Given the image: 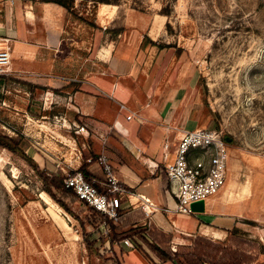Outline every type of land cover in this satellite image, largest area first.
I'll list each match as a JSON object with an SVG mask.
<instances>
[{"label":"rangeland","instance_id":"1","mask_svg":"<svg viewBox=\"0 0 264 264\" xmlns=\"http://www.w3.org/2000/svg\"><path fill=\"white\" fill-rule=\"evenodd\" d=\"M26 1L0 0V20L8 4ZM64 1L73 21L66 44L79 33L95 32L101 39L111 28L135 29L142 38L150 33L181 64L191 65L195 84L186 102L200 127L221 130L230 149L229 175L217 195L216 209L238 215L247 239H261L257 231L264 228V0ZM67 54L54 58L65 59ZM38 56L39 61L44 59ZM30 81L24 72H15L6 75L0 87V133L15 141L27 139L30 144L24 152L31 157L21 149L0 146V264H118L108 242L97 243L101 252L112 256L108 260L88 248L79 220L43 189L38 167L63 174L64 169H74L91 147L72 115L61 113L67 108L60 107L64 100L48 96L44 85ZM67 199L84 217V205ZM178 216L189 225L195 222L194 214ZM106 229L90 227L92 233L111 238ZM228 237L229 232L224 239L212 231L198 232L172 247L188 255L182 264H215L220 255L217 243ZM209 242L211 249L201 252ZM145 247L147 256L138 248L125 253V264L158 260ZM247 264H264V253Z\"/></svg>","mask_w":264,"mask_h":264},{"label":"crops","instance_id":"2","mask_svg":"<svg viewBox=\"0 0 264 264\" xmlns=\"http://www.w3.org/2000/svg\"><path fill=\"white\" fill-rule=\"evenodd\" d=\"M6 10L0 20V35L10 37L13 44L17 60L12 61V73L24 72L30 82L44 85L48 96L64 100L59 101L60 107L67 108L61 113L72 115L89 140L91 149L82 153L74 169L63 170L64 177L66 172L79 170L85 153H94L98 158H88V169L95 181L104 184L110 172L99 157L106 155L121 187L117 193L121 198L119 218L113 221L119 232L145 229L150 241L172 247L198 232L212 231L224 239L234 226L240 227L238 215L216 209L218 194L207 200L204 213H186L194 214L192 225L175 210L177 200L164 171L165 162L173 159L182 131L200 127L193 107L186 102L195 84L190 64H181L169 47L159 46L150 33L145 35L157 44L144 45L145 37L135 29L123 30L114 38L108 32L101 39L95 32L89 36L76 33L78 38L66 44L73 21L69 11L54 1L27 0L8 4ZM63 52L69 53L65 59L54 58ZM38 54L43 55L42 61ZM105 224L109 226L103 222L100 228H106ZM110 231L109 226L106 233ZM257 235L264 243V228ZM93 237L99 244L105 238L94 233ZM129 239L134 246L120 241L113 249L109 238L105 241L124 264V254L132 248L146 256L149 252L138 235ZM148 260L151 264L165 262Z\"/></svg>","mask_w":264,"mask_h":264},{"label":"built area","instance_id":"3","mask_svg":"<svg viewBox=\"0 0 264 264\" xmlns=\"http://www.w3.org/2000/svg\"><path fill=\"white\" fill-rule=\"evenodd\" d=\"M12 61V41L8 36H0V75L12 73ZM123 107L125 108V105ZM133 114L128 115V118ZM78 128L80 131L84 130L82 126ZM99 160L105 163L106 169L110 172L111 186L108 192H100L80 170L74 173L66 172L64 183L75 191L80 200L116 221L119 218L118 209L121 204V198L117 193L121 187L116 176L111 173L107 156L101 155ZM229 165L230 149L221 130L197 127L182 131L173 151V159L166 161L164 166L171 192L177 200L175 210L180 213H194L190 206L192 202L201 199L207 202L219 194L227 183ZM106 228L108 230L109 226L106 225ZM123 242L134 246L129 238Z\"/></svg>","mask_w":264,"mask_h":264},{"label":"trees","instance_id":"4","mask_svg":"<svg viewBox=\"0 0 264 264\" xmlns=\"http://www.w3.org/2000/svg\"><path fill=\"white\" fill-rule=\"evenodd\" d=\"M43 1H54L62 6H64L68 11L70 10L69 4L65 2L64 0H43ZM124 30L123 27L119 28H111L108 29L107 32H112L115 35L119 34ZM145 43L147 44H157L156 41L152 40L149 35L145 36ZM163 47V45L158 44ZM6 75H0V87L2 80L5 78ZM1 94V93H0ZM29 141L27 139H20V141H15L13 138L9 137L8 135L0 133V146L6 147L14 152L18 151L19 149L23 150L24 156L27 158L29 157L28 154H26L24 151L29 148ZM90 156H93V160L98 158V155L94 153H85L84 154V163L79 168L80 171L83 172L86 179L90 181L94 186L98 188L100 192H108L109 188L111 186V181L109 176L105 178V183L102 184L100 182H97L93 179V174L89 171L88 165L89 162L87 161ZM38 164V163H37ZM38 166V165H37ZM104 171L107 173V170L104 168ZM38 172L40 174V177L42 178L44 182L43 189L51 196L53 197L62 207H64L69 213L75 216L77 220H79L81 227H82V236L84 239V242L87 244V247L90 249H97L98 255L100 257H103L105 260H108L107 258H111L112 256L105 255L104 252H101L97 246V239L93 237L92 230H90V227H93V229L99 230L101 224L103 222L108 223V225L111 228L112 237H109L110 245L112 248L115 246L116 242L123 241L126 238L133 237L135 235H138L143 241L144 244L148 247V249L161 261H172L174 264H182V259L186 258L188 255L186 253H179L176 249L172 248L170 245L166 244H160L154 241H150L145 236V229L140 228H132L130 231H123L119 232L118 227L113 222L112 219H109L108 216L97 210L95 207L90 206L87 202L80 200L78 195L75 193L74 190L71 188H68L64 183V175L62 173H52L49 171H42L38 167ZM75 171H72L71 173H74ZM108 174V173H107ZM67 198H70L74 201H80L84 205V209L82 210V213L84 214V217H82L81 213H76L72 210L70 202ZM89 226V227H88ZM243 230L239 226H234L229 231V237L226 241H219L217 244L219 246L218 252H219V260L215 262V264H247L251 263L254 260L258 259V255H261L264 253V243L261 241V239H247L244 234ZM108 238L101 239V245H105V241ZM210 244V242H209ZM196 245V243H195ZM253 247H257L259 249L258 252L257 249H253ZM196 249V247H195ZM211 249V244L208 245V248H205L203 245L199 250L201 252L205 250ZM216 251V248H215ZM215 254H217L215 252ZM115 259L118 261V264H124V261L121 259L119 254L113 255ZM191 258V257H189ZM202 258V256H200ZM193 259V258H191ZM194 260V259H193ZM159 264V263H156ZM186 264V263H185Z\"/></svg>","mask_w":264,"mask_h":264},{"label":"water","instance_id":"5","mask_svg":"<svg viewBox=\"0 0 264 264\" xmlns=\"http://www.w3.org/2000/svg\"><path fill=\"white\" fill-rule=\"evenodd\" d=\"M190 206L194 213H204L206 211V202L202 199L192 202Z\"/></svg>","mask_w":264,"mask_h":264},{"label":"bare ground","instance_id":"6","mask_svg":"<svg viewBox=\"0 0 264 264\" xmlns=\"http://www.w3.org/2000/svg\"><path fill=\"white\" fill-rule=\"evenodd\" d=\"M44 195H46L45 193H44ZM46 196H48V195H46ZM49 197V196H48Z\"/></svg>","mask_w":264,"mask_h":264}]
</instances>
